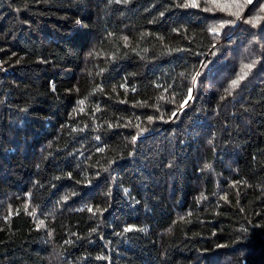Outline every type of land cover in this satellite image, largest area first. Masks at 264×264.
<instances>
[{
    "label": "trees",
    "instance_id": "16d2710c",
    "mask_svg": "<svg viewBox=\"0 0 264 264\" xmlns=\"http://www.w3.org/2000/svg\"><path fill=\"white\" fill-rule=\"evenodd\" d=\"M0 264H264V0H0Z\"/></svg>",
    "mask_w": 264,
    "mask_h": 264
},
{
    "label": "snow or ice",
    "instance_id": "6c2138e0",
    "mask_svg": "<svg viewBox=\"0 0 264 264\" xmlns=\"http://www.w3.org/2000/svg\"><path fill=\"white\" fill-rule=\"evenodd\" d=\"M247 2L248 3H251L252 2V0H247ZM185 7L187 6V5H184ZM194 7L195 6H197V5H193ZM208 9H205V11H207ZM232 15H236L237 16V18H239V14L238 13H232ZM226 23H228V22H226ZM224 25L223 24H221L220 25V27H223ZM212 31L213 32H216V29L215 28H213L212 29ZM125 40H127V38L125 37ZM246 67H251V65H246ZM197 76L199 75V73H197L196 74ZM240 79H243V77H240ZM193 81H194V83H195V77L193 78ZM238 83H239V81L238 80H233L232 81V87H236V86H238ZM190 99H192V96H191V89H189V91H188V95H187V98L185 99V101H184V104H187V102H188V100H190ZM79 103L80 104H83L84 103V101L83 100H81V101H79ZM182 107H183V105H182ZM173 116H175V113H173ZM149 120H151V117H149ZM134 142V141H133ZM205 167H209L208 165H205ZM225 199H226V197H224ZM66 199V198H65ZM88 211H92V209L91 208H88ZM44 223V221L43 220H41L40 221V224L42 225ZM133 229L131 228V227H126L125 229H124V231L125 232H130V231H132Z\"/></svg>",
    "mask_w": 264,
    "mask_h": 264
},
{
    "label": "rangeland",
    "instance_id": "374dc122",
    "mask_svg": "<svg viewBox=\"0 0 264 264\" xmlns=\"http://www.w3.org/2000/svg\"><path fill=\"white\" fill-rule=\"evenodd\" d=\"M221 261H223V260H221Z\"/></svg>",
    "mask_w": 264,
    "mask_h": 264
}]
</instances>
